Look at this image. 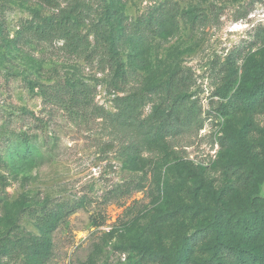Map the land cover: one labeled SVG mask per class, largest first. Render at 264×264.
Returning <instances> with one entry per match:
<instances>
[{
    "label": "rangeland",
    "instance_id": "obj_1",
    "mask_svg": "<svg viewBox=\"0 0 264 264\" xmlns=\"http://www.w3.org/2000/svg\"><path fill=\"white\" fill-rule=\"evenodd\" d=\"M58 1L0 0V264H264V0Z\"/></svg>",
    "mask_w": 264,
    "mask_h": 264
},
{
    "label": "trees",
    "instance_id": "obj_2",
    "mask_svg": "<svg viewBox=\"0 0 264 264\" xmlns=\"http://www.w3.org/2000/svg\"><path fill=\"white\" fill-rule=\"evenodd\" d=\"M49 7H59L58 0H37ZM73 2V6H70L68 13L74 15L78 19H86L87 16L82 12L78 11L74 5L76 0H69ZM64 9H61L60 12H63ZM92 29L96 35L103 34V25L100 22H91ZM141 24H137L136 31H142ZM146 28V27H144ZM21 32L25 34H31L36 39L49 41L53 38H63L67 41L66 47L69 50V53H78L79 50L83 47V39L78 37L75 26L69 20L53 17L50 19L43 27H30L26 23L22 24L20 27ZM149 31H153V28H149ZM65 88V92L68 94V104L70 107H77L80 104L88 106L90 104L88 91L78 86L75 91H70ZM144 99L143 94L132 93L126 96L117 97L115 103L119 109V118H124L128 113H131L138 104Z\"/></svg>",
    "mask_w": 264,
    "mask_h": 264
}]
</instances>
